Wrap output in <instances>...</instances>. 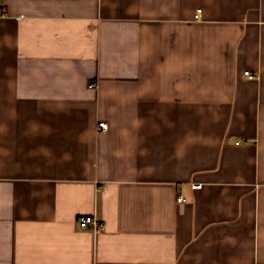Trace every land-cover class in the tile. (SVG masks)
Returning a JSON list of instances; mask_svg holds the SVG:
<instances>
[{"label": "crops", "instance_id": "obj_1", "mask_svg": "<svg viewBox=\"0 0 264 264\" xmlns=\"http://www.w3.org/2000/svg\"><path fill=\"white\" fill-rule=\"evenodd\" d=\"M0 264H264V0H0Z\"/></svg>", "mask_w": 264, "mask_h": 264}, {"label": "built area", "instance_id": "obj_2", "mask_svg": "<svg viewBox=\"0 0 264 264\" xmlns=\"http://www.w3.org/2000/svg\"><path fill=\"white\" fill-rule=\"evenodd\" d=\"M200 12V9H197L196 13ZM197 16V15H195ZM245 74H248V71H245ZM92 86H94V84H90ZM98 125L102 128H106V123L105 122H99ZM199 187V184H193L192 185V188H198ZM177 200L178 201H184L185 198L181 195H179L177 197ZM78 224L80 227L82 228H86V227H92L93 230H100V229H103L104 226H103V223L94 218L93 216H84V217H81L78 221Z\"/></svg>", "mask_w": 264, "mask_h": 264}]
</instances>
